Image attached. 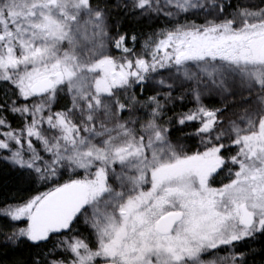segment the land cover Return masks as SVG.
Masks as SVG:
<instances>
[{
  "label": "snow or ice",
  "instance_id": "obj_1",
  "mask_svg": "<svg viewBox=\"0 0 264 264\" xmlns=\"http://www.w3.org/2000/svg\"><path fill=\"white\" fill-rule=\"evenodd\" d=\"M0 264H264V0H0Z\"/></svg>",
  "mask_w": 264,
  "mask_h": 264
}]
</instances>
